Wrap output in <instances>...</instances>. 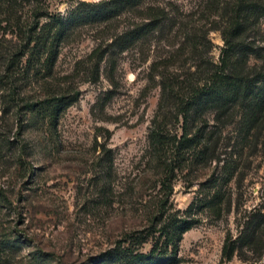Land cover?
I'll list each match as a JSON object with an SVG mask.
<instances>
[{
  "label": "rangeland",
  "instance_id": "374dc122",
  "mask_svg": "<svg viewBox=\"0 0 264 264\" xmlns=\"http://www.w3.org/2000/svg\"><path fill=\"white\" fill-rule=\"evenodd\" d=\"M110 1L0 0V264H98L123 236L147 228L166 198V171L149 141L161 114L164 72L153 64L178 54L185 34L199 29L209 31L212 43L204 58L218 66L224 41L212 30L220 19L208 0H143L109 20L79 24L54 42L58 20L69 11ZM146 9L164 16L162 23L121 51L119 38L152 21ZM92 10L84 6L74 16ZM179 55L170 71L183 79L196 61ZM61 96L78 99L54 126L28 108ZM168 104L167 128L180 138L183 120ZM235 135L234 127L224 131L232 144ZM104 143L114 154L110 176L97 159ZM243 157L240 176L226 187L224 212L200 215V224L183 236L179 264H264V258H223L227 236L236 237L243 218L264 206V139ZM219 173L216 163L178 169L168 182L169 204L187 209ZM6 241L14 242L13 250L3 251Z\"/></svg>",
  "mask_w": 264,
  "mask_h": 264
},
{
  "label": "trees",
  "instance_id": "16d2710c",
  "mask_svg": "<svg viewBox=\"0 0 264 264\" xmlns=\"http://www.w3.org/2000/svg\"><path fill=\"white\" fill-rule=\"evenodd\" d=\"M142 1L112 0L94 6L82 3L69 11L67 17L58 20L59 30L54 42L79 24L109 20ZM207 2L211 12L218 16L217 20L220 19L218 27L212 30L220 31L224 41L219 65L215 66L210 59L204 58L210 54L212 43L208 39L209 31L199 29H191L185 34V44L178 54L153 64V70L164 72L161 73V114L153 123L149 141L153 157L166 171L163 185L167 190L166 198L160 202L159 213L147 228L123 236L114 248L104 253L98 264H179L183 236L200 224L202 213L209 211L220 216L224 212V205H228L226 187L237 175L240 176L244 151L256 150L264 139V0ZM84 6L97 10L87 11L85 18L74 16ZM152 11L154 9L144 11L151 17V22L118 39L121 51L132 47L160 26L164 16ZM40 25V22L36 23L34 30H38ZM33 42L30 38L28 48L34 50L37 43L32 46ZM183 53L194 58L196 70L188 71L180 79L170 70L178 60L176 56L178 58ZM77 99L54 97L29 104L28 108L35 117L42 118L43 122L46 118L50 126H54L60 113ZM164 103L175 106L183 120L180 138L169 133L167 118L171 113L168 108H163ZM210 116L213 117V125H210ZM229 127H234L236 133L233 144V137L224 136ZM228 150L229 153L226 152ZM98 151V163L110 176L114 166L113 151L105 143L98 145ZM210 163H216L221 173L201 185L188 208L179 210L170 205L172 186L168 182L174 178L175 172L205 167ZM149 241L152 242L151 249L144 252L142 247ZM1 244L4 252L15 247L11 241ZM235 256L245 263L264 258V206L254 208L243 218L236 237L227 236L223 258L231 261Z\"/></svg>",
  "mask_w": 264,
  "mask_h": 264
}]
</instances>
